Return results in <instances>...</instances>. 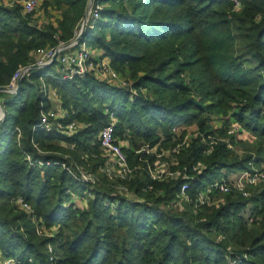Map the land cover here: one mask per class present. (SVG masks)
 Returning a JSON list of instances; mask_svg holds the SVG:
<instances>
[{
    "label": "trees",
    "instance_id": "1",
    "mask_svg": "<svg viewBox=\"0 0 264 264\" xmlns=\"http://www.w3.org/2000/svg\"><path fill=\"white\" fill-rule=\"evenodd\" d=\"M96 1L100 18L82 42L129 74L136 93L130 99L126 88L93 75L45 77L69 110L63 122L82 124L68 136L57 128L34 129L41 110L51 108L40 79L55 65L22 79L20 92L5 100L0 126L3 255L41 264H49L51 255L57 264H264V188L249 186L250 197L234 189L212 192L203 204L197 200L224 170L250 171L252 160L264 163V0ZM88 3L44 0L54 20L42 27L31 24L21 6L0 5V86L31 61L36 48L69 43ZM233 105L236 120L256 137L250 145L230 137L245 150L242 155L225 141L228 129L216 130L208 121ZM111 112L116 134L129 143L130 163L142 166L131 180L112 179L103 170L98 136ZM194 126L199 135L167 159L181 174L154 179L139 159L152 164L156 153L177 146ZM211 135L217 140L212 144ZM145 145L156 153L137 155ZM26 153L45 164L32 165ZM63 163L95 174L96 182L74 177ZM199 163L203 168L194 169ZM186 181L188 202L179 198ZM19 195L32 213L18 210ZM75 196L85 197V208ZM34 217L46 228L57 226L54 236H39Z\"/></svg>",
    "mask_w": 264,
    "mask_h": 264
},
{
    "label": "built area",
    "instance_id": "2",
    "mask_svg": "<svg viewBox=\"0 0 264 264\" xmlns=\"http://www.w3.org/2000/svg\"><path fill=\"white\" fill-rule=\"evenodd\" d=\"M6 3L13 6H21L22 13L24 15L32 14L35 12L43 0H5ZM87 14L81 22V26L79 30L76 31L75 37L69 42L66 43L61 41L58 46L55 47H40L36 48L31 53V61L27 64L20 65L10 80L9 84L6 85L8 92L13 93L16 91L18 87V80L23 79L26 76H29L33 71L48 67L51 65H55L52 67V70L45 73L40 81V89L43 92L45 97H50L54 95L58 97L57 90L55 88H50L46 81L47 76H51L57 79H73V78H82L84 79L87 75H93L100 81L107 82L114 86H119L126 88L130 93V99H133L136 90L133 87V81L127 79L121 75V73L116 70L111 61L103 56L101 53H94L93 49L89 47L86 42H77V37L82 30V25L84 21L86 22V29L94 28L95 22L100 18V11L102 10L101 4H99L96 0H89L87 7ZM96 52V51H95ZM57 54L56 61L53 62V57ZM56 63V64H55ZM5 100L0 98V126L1 123L5 119ZM43 105V104H42ZM53 107V106H52ZM50 108L47 110H41V116L38 124L35 125L34 129L37 127H43L48 130L52 128H57L62 133L72 136L78 132V130L82 127V124L77 120H72L69 123H64V119L69 116V110L62 107V103L60 104V108L58 110V106L54 108ZM116 124L117 118L113 112L109 115V121L99 132V144L102 149V156L105 157V166L104 171L109 175L110 178H120L123 180H131L135 177L136 172L140 171L142 168L141 165H132L129 161L128 155L125 151V141L120 140L118 135L116 134ZM18 132V138L21 136V129L19 127L16 128ZM190 136L186 135L184 140L177 144V146L173 148H169L168 150H164L161 153H156V147L151 148L149 145H145L143 148L136 151L137 155L142 156L143 153L150 154L156 153L157 159L151 164L147 158H140L139 160L146 161L147 167L150 168V174L154 179L164 178L167 179L169 177L178 176L181 173L179 171H174L171 168V162L162 161L161 156L166 155V153L173 154L178 152L181 147L187 144L190 141ZM36 146V145H35ZM40 151V150H39ZM42 152V151H40ZM1 155V153H0ZM26 160L32 165L39 164L44 165L43 161H37L33 159L31 153H26ZM147 159V160H146ZM55 162L49 161L47 164H54ZM167 163L168 168H163V164ZM63 167L66 168L74 177L80 176L81 180L86 182L95 183L97 180V176L93 173L87 172L82 167H78V171H74L71 166H67L63 163ZM162 167V168H161ZM203 168L202 164H198L194 169L201 170ZM253 174V175H252ZM264 177V171H257L255 173H250V171H245V173H241L240 178L232 183L229 182L226 177H223L221 180H217L215 183L211 185V188L201 192L197 200L200 204H203L205 201H208L209 194L215 191H219L222 193H229L232 190L241 191L244 195L247 194L246 187L250 184H254L253 182L262 180ZM250 182L248 184L246 181ZM258 180V181H259ZM249 187V186H248ZM190 188V182L186 181L182 184L179 198L182 201H190V195L188 193ZM126 192L128 190L125 188ZM14 203L20 209L27 211L28 213H32L33 209L30 203L21 195L17 196L14 200ZM49 250L52 252V246L49 245ZM0 264H41L39 262H35L32 258H28V260L21 261L18 257H5L0 262ZM49 264H57L56 257L51 255Z\"/></svg>",
    "mask_w": 264,
    "mask_h": 264
},
{
    "label": "rangeland",
    "instance_id": "3",
    "mask_svg": "<svg viewBox=\"0 0 264 264\" xmlns=\"http://www.w3.org/2000/svg\"><path fill=\"white\" fill-rule=\"evenodd\" d=\"M0 5H3L6 8H14L15 7V6H13V7L9 6L6 3L5 0H0ZM49 12L50 11H48V10L45 11L44 0H43L42 3L40 4L39 8L30 15L31 18L29 17L28 20H29V22L31 24L38 25L39 27H42L43 25L49 23L50 20L52 21V19H53V17H51V15L48 14ZM53 14L57 15V13H54V12H53ZM87 43H88L89 47L92 48V46H90V43L89 42H87ZM92 49L94 50L93 52L96 53V54H98L100 52H101V54L103 53V51L100 48H92ZM96 49H99L100 52H99V50H96ZM121 75L123 77L127 78V79H130V80L134 81V79H132L129 74L124 75V74L121 73ZM48 86L50 88H53V86H51L50 84ZM59 92H60V90H59ZM61 95H62L61 92H60V95L58 97H56V98H55L54 95H52L53 96L52 101H54L53 103L56 104V106H60V104L63 102V98H62ZM0 96L1 97H5V99H8V98H11L13 96V93L0 92ZM56 101H58V102H56ZM51 106H53V105L51 104ZM234 107L235 106L233 105V109L229 110V112L227 114H222V113L212 114L208 121L210 122L209 124L211 126H213L216 130H220V128H225L226 127V129H228L227 134H228L229 137H226L225 141L228 143L230 148L235 150L238 154L242 155V154H244L245 150L242 149V147H240V145H236L234 142H232V144H231L230 143V137H234L235 141H239V140L246 141L247 143H249V145L253 144L255 142L256 137L253 136L250 131H248L245 128H243L242 124H240L236 120V118L234 117V113L236 111H238V109L234 108ZM182 131H183L182 128H180V129L178 127L175 128V132L178 133L180 136L182 134ZM199 133L200 132H199L198 128L194 126L193 129L190 128V127L188 128L187 135L192 138L195 135H199ZM213 137H214L213 135L209 136L211 141L214 140ZM211 141H210V143L212 144V143H215L217 140H214L213 142H211ZM124 143H125L126 147H129V143H127V142H124ZM0 148H1V145H0ZM170 157H172L171 154L166 153V155H164V157L162 158V161H167V159H170ZM253 157H255V153H253ZM168 162H170V161H168ZM249 166H251V168L249 169L250 173H255L257 171H264V163H262L260 166H257L255 164V161L252 160L249 163ZM162 167L167 169L168 168L167 163L163 164ZM241 173H245V171L244 170H239V171L238 170H233L231 172V171L224 170V173H222L220 176H218V178L216 180L219 181V180L223 179V175L225 174L224 176H226V179L229 182L234 183L237 180L238 177L240 178ZM258 180L253 182L254 184H250V182L247 181V180H243V181H246L248 184H250L248 186H254L256 188L263 189L264 188V177L262 178V180H259V181ZM248 186L246 187V190L248 189ZM208 187H209L208 189H210L211 185H209ZM244 196L245 197H250L251 194H250V192H247V194H245ZM75 197L76 198L74 200L77 201L76 202L77 205L79 207L85 208L86 207L85 197L84 196H78V197L75 196ZM220 199L224 200V198L222 196L220 197ZM17 208H18V210H21L19 207H17ZM34 220H35V224L37 225V230H38V235L39 236H54V234L56 233V231L58 229L57 226H52L50 228L49 227L46 228L44 223L42 224L41 220H38L36 217H34ZM52 249H53V247H52ZM233 264H236V263H233Z\"/></svg>",
    "mask_w": 264,
    "mask_h": 264
},
{
    "label": "water",
    "instance_id": "4",
    "mask_svg": "<svg viewBox=\"0 0 264 264\" xmlns=\"http://www.w3.org/2000/svg\"><path fill=\"white\" fill-rule=\"evenodd\" d=\"M87 12H88V10H86L85 14H87ZM86 27H87V25H86V22L84 21V23L82 25V30H81L80 34L78 35V37L76 39L77 42L82 41L83 35H84L85 31H86ZM56 58H57V54L53 57V62L56 61ZM21 87H22V79H19L18 80V87H17V89H16V91L14 93L18 94L20 92ZM0 92H8L7 87L6 86H0ZM5 115H6V110H5Z\"/></svg>",
    "mask_w": 264,
    "mask_h": 264
},
{
    "label": "crops",
    "instance_id": "5",
    "mask_svg": "<svg viewBox=\"0 0 264 264\" xmlns=\"http://www.w3.org/2000/svg\"><path fill=\"white\" fill-rule=\"evenodd\" d=\"M52 20H54V18H53ZM92 48H93V47H92ZM96 50H99V49H96ZM97 52H98V51H97ZM99 52H100V50H99ZM100 53H101V52H100ZM0 98H2V99L4 98V99H5V97H1V96H0ZM55 98H56V97H55ZM52 99H53V96H51L50 99H49V100H50V103L53 105V107H52V106H51V107H52V108L57 107L56 104L53 103L54 101H52ZM56 102H58V101H56ZM59 108H60V106H58V110H59ZM178 128H179V127H178ZM3 258H4V256H3V253H2L1 248H0V262L3 260Z\"/></svg>",
    "mask_w": 264,
    "mask_h": 264
}]
</instances>
